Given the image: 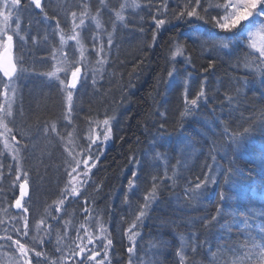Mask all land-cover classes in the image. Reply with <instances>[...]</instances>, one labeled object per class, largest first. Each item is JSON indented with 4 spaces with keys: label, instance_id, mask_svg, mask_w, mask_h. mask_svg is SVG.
I'll list each match as a JSON object with an SVG mask.
<instances>
[{
    "label": "trees",
    "instance_id": "obj_1",
    "mask_svg": "<svg viewBox=\"0 0 264 264\" xmlns=\"http://www.w3.org/2000/svg\"><path fill=\"white\" fill-rule=\"evenodd\" d=\"M169 4L171 8H175L174 0L169 1ZM190 20L191 22H183L172 19L168 23L166 19L152 50L149 47L143 50L136 43L130 51L125 52L122 58L132 66L128 73L130 78L125 83H128V87L137 86L133 93H129L132 107L125 116V121L132 117V122L130 126L125 125L127 131L121 139L117 137L109 143H103V146L99 142V145L92 146L94 155L93 160H89V166L93 162L96 166L91 168L87 184H82L83 193L80 197L72 205L67 204L62 211L65 217H68V212L74 215L71 234H74V227L80 219L83 221L87 213L92 217L94 213L104 214V221L110 225L112 244L120 249L123 238L126 239L122 232L128 229L132 231V225L137 224L136 217L139 214L136 213L141 206H136L134 198L137 199L139 195L149 196L150 203L158 205L142 219L145 226L153 228L149 231L154 232L156 239L154 251H148L140 257L144 264H177V254L181 250L186 254L187 264H233L248 250L241 248L239 255L228 251L230 246L244 243L250 230L244 220L247 219L256 231L264 222L260 217L261 208L264 207V159L261 158L264 153V128L261 127L264 125V87L258 86L263 68L255 72L254 60L250 57L246 59L242 56L243 53H237L238 50L231 55L226 54L230 50L214 53L212 49L215 47L209 41L213 39L212 33L221 30L195 18ZM168 50L170 56L167 57L165 52ZM241 50L247 53L251 51L246 45H241ZM173 51L179 55L172 57ZM210 62L212 67H208ZM170 64L175 65L172 83L168 79ZM246 64L250 66L246 67ZM193 72L195 84H191L190 90L199 93L203 88L205 93L198 100L195 109L190 103H186L182 91L190 82ZM205 81L207 82L204 83ZM256 81L257 86L254 88L253 83ZM197 94H191L188 101L196 98ZM121 96L122 94L117 93L111 105H118ZM229 97L232 98L231 102ZM35 100L40 115L44 112V107L52 106L43 97ZM206 105H211L216 110L214 120L198 123L194 117L182 115L186 108L192 115L196 110H205ZM226 126L229 129V134L223 135L226 143L231 149L238 146L236 160L232 163L223 159L224 152L230 151L227 148L217 151L218 154L214 156L202 155L196 144L189 147L184 145L186 133H192L195 127L201 128L202 134L222 135ZM245 129H249L246 134ZM161 130L169 131L171 135L168 134V140L177 146H167L165 138L157 140ZM180 131L182 135L179 134ZM233 131L240 134L238 145L229 138ZM150 140L156 144L149 146ZM253 145L254 149L248 147ZM144 149L149 150L152 158L161 154L170 158L167 165L164 163L166 168L159 169V166L150 168L151 173L148 169L141 172L147 179L146 183L135 185L134 197L129 200L120 188L128 185L125 178L127 171L138 163ZM96 156H99L98 160L95 159ZM183 164L187 180L181 187L170 188L175 183L176 166ZM229 167L233 170L234 179L225 183L220 173ZM210 168H215V172L211 174L217 177L218 183H209L206 189L195 190V184L204 179ZM78 171L83 173L84 165ZM77 181H82L81 175L77 176L75 182ZM154 186L155 197L152 198L150 194ZM193 190L197 193L195 198L191 195ZM220 192L225 195L223 201L219 198ZM119 202L123 205L118 206ZM162 207L176 210L175 218H169L168 210L163 212ZM217 207L220 208L218 216ZM187 208L189 211H186ZM112 214L117 218H113ZM212 216H217V221L206 226L205 221ZM175 219L180 220L181 225L174 224ZM165 231H168L169 240L163 238ZM67 236L70 237L69 234ZM65 240L68 241L69 238ZM72 244L74 249L76 242ZM193 248L197 251L193 252ZM213 253L216 255L213 256ZM61 255H56L57 260ZM111 255L115 258L118 256L113 253ZM146 256L150 258L145 259ZM244 264L248 262L244 261Z\"/></svg>",
    "mask_w": 264,
    "mask_h": 264
},
{
    "label": "rangeland",
    "instance_id": "obj_2",
    "mask_svg": "<svg viewBox=\"0 0 264 264\" xmlns=\"http://www.w3.org/2000/svg\"><path fill=\"white\" fill-rule=\"evenodd\" d=\"M27 2L28 0H22L24 4ZM104 2L106 7L101 6L99 0H47V7L45 10L50 16L56 14L57 19L61 21V28L63 29L65 37L62 52L60 51V35L51 34L52 26H54L55 21L44 20L43 14L39 9H34V6H32V9L29 11L22 12L19 17L20 26L22 29H25V31L21 33L25 36V41H19V39L14 36L12 52L14 59L16 57H22L23 67L26 71L23 77L16 81L15 87L17 88V84L23 82L24 78H31L33 81L30 89L25 90V87H21L25 92L23 89L17 88V93L12 105L13 116L9 118L13 121V123L9 124L10 127H13L12 135H14L16 141L20 143L17 144L16 141L11 140V137H7L8 147L6 148L5 137H0V164L3 165V168L0 169V172L3 173L2 178H0V245H4V247H0V264H16V259L19 255L14 247H8L10 242L2 239L8 235H11L13 239H20L22 243H26L29 246H35L36 251L40 252L48 249V247L50 248V246L58 240L63 230L62 225L65 222L62 219L65 217L62 211L67 206L66 202L76 196L75 199H72V201H74L81 195L71 194L73 193V189L77 191L80 187L78 182H75L77 176H75V172H72V168L76 166L73 161V156H75L77 160L87 158L86 150L89 140H87L85 136L89 132V129L80 121V119L84 118L82 116H84L85 108L86 106L91 107L94 103L102 111L106 105L102 103L96 94L103 96V91L107 89V87H105V82L116 76L117 73L118 75L123 74L126 76L127 73H130V70H132L129 61L122 58L125 52L130 51V48L136 43L140 48H143V50H146L152 43L155 21L152 19L151 14L155 12L153 9V12L150 13L148 9L150 2L153 5H158L159 0H104ZM121 4L125 5V8L121 12L124 17L122 21L118 20L115 15L117 11H121ZM84 5H87V7H84ZM71 11H76L78 16L81 11L87 12V16L84 17L85 26L84 31L81 32L80 44L70 39L73 35L71 31ZM93 17H96V19L93 20ZM16 21V14L13 13L11 21V27L13 29L16 26ZM65 21H67V23H65ZM97 21H99V27H97ZM109 34H111L112 39V44L110 46L108 45ZM46 36L47 39H45ZM261 36H264V32L256 37L257 43H259ZM32 37H36L35 42H33ZM211 41L210 39L209 42ZM81 45H83L84 51L83 59H81L80 55L82 50ZM101 45H103L104 48L103 52L99 51ZM54 48L58 50L56 59H53L51 56ZM212 51L218 54L222 50L217 46L213 48ZM98 52L99 54H97ZM175 52L176 51H173L172 57L176 55ZM237 53L241 55L243 53L242 56H245L246 59L248 58V56H246L247 52H242L241 48ZM178 55L179 53L176 56ZM165 56H170V50L165 52ZM253 56H259V53L254 52ZM64 57H67L68 63L73 65L79 62V66L81 67V80L77 84L76 89H68L60 84V79L65 80L66 85L67 80L70 78V72L66 77L65 73L59 70L64 66ZM126 64H128V66H125ZM122 66L125 67L122 68ZM254 66L255 72H259L261 68H263L262 72H264V65H259L258 61L254 60ZM19 67L20 65L18 64V68ZM53 72L56 73L55 76L48 75V73ZM57 76L60 79H57ZM261 77L262 82L264 81V76L261 75ZM115 79L117 80V77ZM6 80L7 78H4L3 73L0 72V81ZM44 80H54L56 82L55 86L58 87L59 92L51 94L46 87L43 89L38 87L37 85L39 84L41 86ZM261 82L258 86L264 87V82ZM111 83L114 84L113 86L115 87L108 93L107 97L112 99L109 100L107 104H109L111 108L125 106V108L129 110L128 106L131 105V95L129 93H133L137 86L134 87V85H129L128 87V83H125L123 84L125 85L123 88V85L118 87V84L114 82ZM0 86H2L0 87V104H3L6 100V97L3 95L5 90L3 88V83H0ZM256 86L257 81L255 84L253 83V87L255 88ZM69 91L73 94L72 111L70 113L68 111L67 101V93ZM117 93L122 94L120 101L117 103L119 106L114 105V103L111 105V101H114V96H116ZM38 97L39 99L43 97L45 100H48V102L52 103V106L43 108L44 112H42L41 115L40 113L38 114L39 108L35 104V99ZM53 101H55L54 104ZM55 104H57V108H55ZM107 115L105 114V116ZM109 118L112 120L111 124L109 123V125L105 127L111 128V137L113 140L114 137L117 138L119 135L117 127L121 124L122 120H120L118 116L113 118L112 115H109ZM97 122L104 124L97 120L89 121L91 126L96 125ZM53 125H55L56 129L54 132L52 131ZM45 128L48 129L47 132L44 131ZM0 131H3V129L0 128ZM43 138H53L54 145H50L53 147L49 150H45L46 146H41L44 142L42 140ZM58 139H61V143H59ZM33 141H37V148L40 151L45 150L46 152L40 153L37 158L32 159L29 156V150L31 149ZM40 146L42 149H40ZM14 148L22 149L19 152L17 160H13L12 158L14 155ZM69 152H71L72 155H69ZM44 161H48V165L43 166L42 163ZM17 164H19L22 170L21 181L13 183L15 181V169ZM10 165L11 171L9 170ZM81 165L83 164L81 163ZM41 168L43 169L41 170ZM131 169L133 171L134 167ZM23 171H27L28 173V186L27 195L23 197L21 203L28 208L27 213H23L22 208L17 209L14 206L15 200L20 197L19 183L23 182ZM40 171L45 172V174L42 175V180L37 182V175ZM70 172L72 173L71 176L68 174ZM51 174H57L58 177L62 179L63 185L59 187V194L56 199L51 201L46 200L43 205H40L38 201L43 199L42 191L44 189V186H41V184L44 183L45 179ZM134 187L135 184L130 190L127 185L125 188H120V190L122 194L125 193L129 198L132 195L130 194L131 191H134ZM260 196L263 195H259V197ZM62 200L63 203H61ZM57 209H59V211H57ZM20 216L28 220V236L17 235L15 229L22 228L23 226V220L19 219ZM112 217L115 218L116 216L112 214ZM101 221V219H96L97 224H90L92 222L91 219L89 222H86L88 225L83 226L82 229L78 226L79 224L74 227V235L82 238H77L76 245H86V247H88L87 249H95L98 251L100 255L97 256V260L103 259L105 251L108 252L110 248L105 250L101 244V241L106 243V238L108 237L106 228H110V225L106 223V221L103 220L106 225L100 223ZM89 236L93 238V243L91 244L87 243ZM30 237H34L36 242H32ZM41 240L44 241L43 244H36ZM60 243L66 248L64 250L62 247H59L61 249L59 254L62 255L58 259V264H63V262L78 264L81 257H72L69 255L73 250L71 240L69 239L66 241L63 239L60 240ZM74 249H76V247ZM76 250L78 251V249ZM148 251L149 250L146 252ZM29 255L33 257V264H36L34 253L30 252ZM141 256L143 255L138 253L135 254L133 264H144L140 259ZM49 264H51V261ZM86 264H89V262H86ZM90 264H92V262H90ZM107 264L120 263H115L113 261ZM125 264H129V261ZM145 264L151 263L145 262Z\"/></svg>",
    "mask_w": 264,
    "mask_h": 264
},
{
    "label": "snow or ice",
    "instance_id": "obj_3",
    "mask_svg": "<svg viewBox=\"0 0 264 264\" xmlns=\"http://www.w3.org/2000/svg\"><path fill=\"white\" fill-rule=\"evenodd\" d=\"M175 8H171L169 4V0H159L158 5H153L151 2L149 4V12L152 13L153 9L155 14L152 15V19L155 21V29L152 34V43L154 44L156 41V35L160 31L162 27L166 24V19L168 23H171L172 19L183 22H191L190 18H195L196 20L204 21L205 24L211 25L212 28L219 29L221 31H217L212 33V45L213 47L219 46L220 50H230L226 54L231 55L241 48V45H247V47L251 50L246 53V56L252 58L255 61L259 62V65H264V36H261L259 43H257L256 37L264 32V0H174ZM101 6L106 7L104 0H99ZM34 6V9H39L43 14L44 20H52L55 21L54 26H52V35L59 34L60 35V51L62 52L63 45L65 43V37L63 34V29L61 28V21L57 19V15H49V13L45 10L47 7V0H28L26 4L22 3V0H0V72L3 73V77L7 78L6 81H0L3 83L4 93L3 95L6 97V100L3 104H0V128L3 131H0V137H5V147H8L7 137H11L12 141H16V137L12 135L13 127H10L9 124L13 123L9 118L13 116L12 105L14 103V98L17 93V88L15 87L16 81L21 79L26 71L23 67V59L22 57H13V46H14V36H16L19 41H25V36L21 33L25 31L22 29L19 23V17L22 12L29 11ZM87 7V5H84ZM125 8L124 4L120 5L121 11H117L115 13L116 18L118 20H123L124 17L121 14L123 9ZM13 13L16 14L17 21L16 26L13 29L11 27V21L13 18ZM215 13V14H213ZM71 31L73 35L70 39L75 40L77 44H80V36L81 32L84 31L85 19L87 16V12L81 11L79 16L76 11H71ZM165 17V18H158ZM93 20L96 17L92 18ZM67 23V21H65ZM99 21H97V27H99ZM258 26V27H257ZM143 30V29H141ZM223 33V34H222ZM47 39V36L45 37ZM33 42L36 41V37H32ZM112 44L111 34H109L108 45ZM95 46V45H94ZM81 59L84 58L83 45H81ZM57 49H53L51 56L53 59H56ZM100 52L104 51L103 45L100 46ZM254 52H258L259 56H253ZM99 54V52L97 53ZM64 66L59 69L65 73L67 77L70 72V78L67 80V84L65 85V80L60 79L58 76L57 79H60V84L64 85L68 89H76L77 84L81 80V67L79 66V62H76L75 65L68 63L67 57L63 58ZM102 62V61H101ZM18 64L20 67L18 68ZM246 67L250 66V64H246ZM208 67H212V63L210 62ZM207 70V69H206ZM50 76H55L56 73H48ZM264 76V72L261 73ZM168 76L173 77V72L170 71ZM264 82V81H262ZM11 94V95H10ZM205 96L203 88H201L200 92L197 94V97L188 101L187 96H185L186 103H190L195 109L198 106V100ZM72 98L73 94L71 91L67 93V101H68V111L69 113L72 111ZM231 102V97L228 98ZM190 112L186 108L185 112L182 115H189ZM163 115V114H161ZM7 121V122H6ZM105 126L109 125V120L103 121ZM162 127V126H161ZM264 128V125H261ZM55 125L52 126V131L54 132ZM45 132L48 131L47 128L44 129ZM245 134L249 131V129H245ZM229 129L227 126L224 129L222 135H228ZM111 138V128L108 127L107 131L103 134V140L108 141ZM234 143L237 145L240 143V134L238 132L233 131L229 137ZM99 139L97 136L95 139L89 137V144L87 146L86 155L87 158L83 160H77L75 156H73V161L75 162L76 167L72 168V172H76L80 167L81 163L84 165L85 171L83 173H78V175L82 176V184H87L89 179V172H91V168L96 166L95 162L89 166V160H93V152L92 145L96 143V140ZM19 144V141H16ZM26 147V146H25ZM21 148H14L13 152V160H17L19 152ZM69 155H72L69 152ZM261 158L264 159V153L261 154ZM96 160L99 159V156L95 157ZM214 159V158H213ZM3 168V165L0 164V169ZM9 170L11 171V165L9 166ZM21 167L17 164L15 169V181L13 183L21 181ZM215 172V168H210L209 174H206L203 180H199L194 186L195 190H199L202 187L207 188L208 184L211 183L216 185L218 183L217 177L211 173ZM69 176L72 173H68ZM132 178L128 181L129 189L131 190L134 186L135 180L138 178L137 172H132ZM223 177L225 183L232 181L234 179L233 170L231 168L220 173ZM3 173L0 172V178H2ZM27 186H28V173L27 171H23V182L19 183L20 188V197L15 200V207L17 209H23V213L28 212V208L25 207L21 201L24 196L27 195ZM193 190L191 195L195 198L196 191ZM73 193H75V189H73ZM152 198L155 197V186L153 187V192L150 194ZM219 198L221 201L225 199V195L223 192L219 193ZM149 196L145 197V204L140 209L139 215L137 216V221H141L143 217L147 214V209L150 204ZM63 203V200L61 201ZM59 211V209H57ZM87 211V208L85 209ZM217 216L220 215V208L216 209ZM217 216H212L210 220L205 221V225H211L212 222L217 221ZM260 217L264 220V207L261 208ZM19 219L23 220L22 228H16L17 235L20 236H28L29 223L27 218L20 216ZM244 224L250 229L246 234V239L242 245H233L228 248V251L233 255H239L241 248H247L248 250L244 252V256L239 260L233 262V264H244V261H247L248 264H264V222L259 225L258 231L253 229L252 225L249 224L248 220H244ZM138 227V224L134 223L132 228ZM79 231V230H78ZM131 231V229H129ZM255 232V234H254ZM87 235V233H86ZM137 233L132 232L129 235L128 239L133 241L132 245L128 248L129 253V264H133L132 254L136 251V244L134 242V237ZM78 239H82L81 237H77ZM2 239L10 242L8 247H14L16 252H18V257L16 259V264H33V257L29 255L30 252L34 253V257L36 259V264H40L39 258L44 256L45 254L36 251L35 246H29L26 243H22L20 239H13L11 235H8ZM41 244L44 243L43 240L40 241ZM87 243H93V238L91 236L88 237ZM112 240L106 238V243L101 241L103 248L106 250L112 245ZM0 247H4V245H0ZM199 247V245L197 246ZM78 249V251L76 250ZM76 249H73L69 254L72 257H81L78 261V264H86V262H95V264H105V260H107V251L104 253V258L101 260H97V256L100 255L98 251L95 249H87L86 245L81 246L80 244L76 245ZM56 251H61L58 247ZM197 249L193 248V252H196ZM90 253V254H89ZM178 261L177 264H187L186 262V254L181 250L178 252ZM216 253H213L215 256ZM51 264H57L56 261H52Z\"/></svg>",
    "mask_w": 264,
    "mask_h": 264
},
{
    "label": "bare ground",
    "instance_id": "obj_4",
    "mask_svg": "<svg viewBox=\"0 0 264 264\" xmlns=\"http://www.w3.org/2000/svg\"><path fill=\"white\" fill-rule=\"evenodd\" d=\"M169 1H172V0H169ZM151 15H153V13ZM159 18H161V17H159ZM209 44H212V43L209 42ZM153 45H154L153 43L150 44V46H149V49L150 50H152ZM126 66H128V65H126ZM174 68H175V65L170 64V67L168 68L169 72L172 71L173 74H174V72H175ZM117 75H118V73L116 74V76L110 78L109 80H107L105 82V87H107V89H105L103 91V93H104L103 96L100 95V94H96L97 97H99V99L102 101V103L104 105H106L105 108H103V110L101 111L98 108V106L96 104H94V103H93L94 106L93 105L91 107L86 106L85 111H84L85 112L84 113V116H82L84 118L80 119V121L83 122L86 125L85 127H87L89 129V132L86 134L85 138L87 140H89V137H92L93 139H95L97 136H99V139L96 140V143L95 144H97V142H99L100 143V146H103V143L104 144H106L107 142L109 143L110 140H112V137L108 141H104L103 140V134H104L105 131H107V127H105L104 124H100V122H97L96 125L91 126V123H89V121H96L97 120V121L103 122L104 120L107 119V120H109V123L111 124V121L112 120L109 118V115H112L113 118H115V117L118 116L120 118V120H122L121 121V124L118 125V127H117V129L119 130V135L117 137L119 139H121L120 137L121 136H124L125 135V132L127 131L125 125H127V126L129 125L130 126V124L132 122V117H130L128 119L129 121L128 120L125 121V116L127 115V111H129V110H127L125 108V106H122V107H117L116 106L115 108H111L107 104V102L110 100L107 97L108 96V93L112 89H114V87H115V86H113L114 84H112L111 82H114V83H116V84L119 85L118 87H121L130 78L129 75H128V73H127L126 76L123 75V74H120L118 76ZM116 77H117V80L115 79ZM133 77H134V75H133ZM193 78H195L194 72L191 73L190 82L187 84L186 87H183V89H182V91H183V98L184 99H185V96H187V98L190 99V95L191 94H197L198 93V92H196V91H194L192 89L190 90L191 84L192 83L195 84V82H193ZM168 79H170V82L172 83V81H171L172 80V77L170 78L168 76ZM206 79L208 81L210 80L208 78V76L206 77ZM32 81L33 80L31 78L30 79L29 78H24L23 79V82L17 84V88L18 89H23L21 87H25V90H28V89H30V87L32 85ZM206 82L207 81H205L204 83H206ZM203 84H202V86H203ZM55 85H56V82L54 80H51V81H47V80L45 81L44 80L42 82V85L41 86L39 84L37 86L40 87V88H42V89L46 87L51 94L52 93L55 94V93H58L59 92L58 91V87L55 86ZM124 86L125 85H123V88H124ZM0 87H2V86H0ZM25 90H24V92H25ZM159 91H160V87H159ZM105 93H106V95H105ZM54 103H55V101H54ZM54 106H55V108H57V104H55ZM128 107H129V109H131L132 106L129 105ZM205 108L206 109L205 110H202V111L196 110L197 112L194 111L192 113V115L190 114L188 116L191 117V118L194 117V119L198 123H202L203 121H206V120H214V117H215L214 115H215L216 110H214V108H212L211 105H206ZM98 110L101 111V112H99ZM103 112H105V113H103ZM118 112H119V114H118ZM105 114L106 115L108 114V115L105 116ZM204 128H208V127H204ZM200 132H202L201 128L199 129V128H196L195 127V130L192 133H186L187 135L185 136L184 145H186V147L187 146L189 147L191 145L196 144L197 145V148L200 150V153L202 155H206V154H212L213 155L214 154V156L217 153V151L219 152V150H226V148H227V149L230 150L229 152L228 151L227 152H224L223 151L225 154H223V153L220 152L221 154H223V159L225 161H229L230 163H232L233 161L236 160L235 156H236V154H238L237 153L238 152V148H237L238 146L236 148H234V149H231L229 147V145L226 143L227 141H226V139H225V137L223 135H215V133L207 134L206 135V134H204V133L202 134ZM168 134H170L169 131L161 130L158 133L159 136H158L157 140H161V139H164L165 138V139H167V141H166V145L167 146H169L171 148L173 146H177L176 144H174L173 142H171V141L168 140L169 139L168 136L171 135V134L170 135H168ZM179 134L182 135V132L180 131ZM42 140L45 143L43 142V145H41V146L42 147L43 146H46L45 147V150H47V149L49 150L50 148L53 147V146H50L52 144L54 145L53 138H43ZM58 140H59V143H61V139H58ZM89 142L90 141H88V144H89ZM149 144H150L149 146H153V145L156 144V142H154V144H153L152 141L150 140V143ZM97 145H99V144H97ZM41 146H40V149H42ZM179 147H180V153H181V146H179ZM248 147L250 149H254L255 148V145L248 146ZM45 150L44 151H40L37 148V141H33L32 142V145H31V149L29 150V152H30L29 156L32 159L33 158H37V156H39L40 153L46 152ZM155 157L156 158H152V154L150 155V152H149L148 149L147 150L144 149V151L140 154V158L138 160V163L134 166V170H133V171H136L137 172V176H138V178L135 180V183H134L136 186H138L140 183H143V184L146 183V180H147L146 177H144V176L141 175V172L144 169H148V172L151 173L150 168H158L159 166H160L159 169L166 168V167H164V163H165V165L168 164V160H169L170 156L168 158L167 156H163V154H161V155H155ZM181 157H182V155H181ZM164 159H166V161H164ZM42 165L43 166L44 165H48V161H44L42 163ZM51 166H53V165H51ZM227 166H229V165H227ZM80 167H81V165H80ZM80 167L75 172V176H80V175H78V173H82V172H79L78 171L80 169ZM184 167H185L184 164L183 165H177L176 166L175 169H176V173L177 174L175 175V179H174L175 180V183L173 185H170V188H173L174 189L175 187L176 188L177 187H181L184 184V182L187 180V177H185L186 174H187V172H183ZM42 169L43 168H41V170ZM133 171H132V169H130V170L127 171V175L125 177L127 179V181H129V179H133L132 178V175H131ZM43 174H45V172H42V171L39 172V174L37 175V182L40 181V180H42L41 178H42V175ZM77 182L80 185V187L78 188L77 191H75V193L69 192L72 195H74V194H79L80 195V194L83 193L82 192V188H81V186H82L81 181H77ZM44 183L41 184V186H44V189L42 191L43 199L38 201V204H40V205H43L46 202V200L51 201V200L56 199V197H58V194H59L58 193V189H59V187H61V185H63L62 179L59 178L57 174H51L50 176H48L45 179ZM130 194L133 195L134 194V191H131ZM132 195H131V197L128 198L129 200L133 199L134 196H132ZM137 195L138 194H136V196ZM75 197L76 196L72 197V199H75ZM134 201H135V204H137L136 206H141L140 207V209H141L143 207V205L145 204V197L139 195L137 199L134 198ZM73 202L74 201H67L66 204H71L72 205ZM121 205H123V203L122 202H119L118 203V206H121ZM157 205L158 204H155V203L151 204L150 203L149 204V207L147 209L148 210L147 213L148 212L152 213L153 212V207H156ZM199 208L201 209V207H199ZM166 209H165V207H162L163 212ZM167 210H168V213H167L168 217L171 218V219L175 218L176 210L171 209V208H168ZM186 211H189V209L187 208ZM139 212L140 211L138 210L137 213H136V215H138ZM67 215H68V217L62 218L65 222L62 225L63 226V230H62L61 234L59 235L60 237H58V240L52 246H50V248L48 247V249H46V250H44L42 252L45 255L42 256V257H40V264H46V263L49 264L50 261L51 262L52 261H56L57 264H58V260L56 258V255H58L59 252L56 251V249L58 247H62V249L65 250V248H66L65 246H62L61 245L60 240L69 238L72 243H75L76 242V240H77L76 235L71 234V231H70V228H72L74 226V225H72V218L74 217V215L71 214V212H68ZM82 215H84V214H82ZM103 215L104 214H101V213H100V215H98L97 213H94L93 214V217H92V216H89V213H87V216L83 219V221L85 220V222L81 221L82 219H80L77 224H79L78 226L82 229L83 226L88 225V224H86V222H89V220H91V219H92V222L90 224H97L96 223V219L98 217H100L99 219L102 220L100 223H103V220H104V216ZM161 216H162V214H161ZM107 217L109 218L108 215H107ZM129 220H131V218ZM136 222L138 224V227L133 228L132 231H129V229H128V230H124L122 232V233H124V235L126 237V239L123 238V240H122V244H123L122 245V248L118 249L113 244L110 246V248L108 249V252H107L108 255H107V260H105V262H106L105 264H107L108 262H113V261H115V263L125 264V263H127L129 261V253H128L127 250L132 245L133 241H130L128 239V237H129V235L132 234V232L137 233V235L134 237V242L136 244V251L132 254V259L134 258V255L137 254V253L144 255L147 250L154 251V249H155L154 244H155V239H156L155 236L156 235L154 234V232L149 231L151 229L153 230V228L151 226H149V225L148 226H145V222H144L143 219L141 221H137V219H136ZM174 224L181 225L180 220L175 219ZM109 232H107V234H108L107 239H111L112 240V235H110L111 234L110 229H109ZM167 233H168V231H165V233L163 235V238L169 240L170 238H168ZM68 234H69L70 237L67 236ZM30 239L32 240V242H34V243L36 242V240H35L34 237H30ZM39 243L40 242H37L36 244H39ZM58 243H59V245H58ZM86 248H88V247H86ZM112 253L118 255L119 257L117 256V258H115L114 255H111ZM147 258L149 259L150 256H146L145 257V259H147ZM63 264H69V263L63 262ZM92 264H95V262H92Z\"/></svg>",
    "mask_w": 264,
    "mask_h": 264
}]
</instances>
